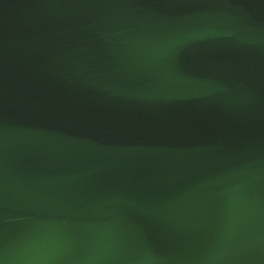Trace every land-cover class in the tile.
I'll return each mask as SVG.
<instances>
[{"label":"water","instance_id":"1","mask_svg":"<svg viewBox=\"0 0 264 264\" xmlns=\"http://www.w3.org/2000/svg\"><path fill=\"white\" fill-rule=\"evenodd\" d=\"M0 264H264V0H0Z\"/></svg>","mask_w":264,"mask_h":264}]
</instances>
